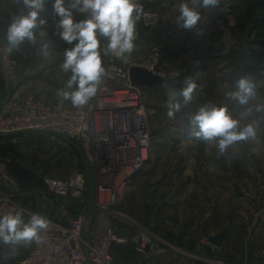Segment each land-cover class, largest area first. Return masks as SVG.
Masks as SVG:
<instances>
[{
  "label": "rangeland",
  "instance_id": "rangeland-1",
  "mask_svg": "<svg viewBox=\"0 0 264 264\" xmlns=\"http://www.w3.org/2000/svg\"><path fill=\"white\" fill-rule=\"evenodd\" d=\"M137 2L144 11L159 13L161 21L149 40L139 48L135 44L129 60L144 62L149 50L158 45L167 70L186 73L178 81L142 90L153 144L143 172L116 209L131 222L112 221L127 226L121 235L129 236L137 227L147 230L165 251L159 264H264V64L246 72L244 64L231 56L233 50L254 51L264 60V0H221L215 12L200 9L201 21L192 30L176 25L181 0H164V7L159 0ZM23 9L16 0H0V49L9 46L7 27ZM73 15L77 21L84 18L77 12ZM57 19L44 26V35L38 34L35 44L13 50L14 68L4 66L0 54V105L8 96H35L52 104L61 93L76 89L75 84L68 88L72 73L62 68L64 52L75 42L69 45L54 34ZM136 28L137 35L143 33L141 19ZM171 37H177L174 43L168 42ZM225 39L233 42L232 50L225 49ZM44 43L50 44L48 57L42 54ZM38 44L40 53L30 59L28 53ZM105 45L107 40L101 38L103 66ZM188 77L196 82L197 90L185 105L180 93ZM241 78L255 85L256 95L248 105L226 96L236 90ZM170 100L181 104L172 117L168 116ZM67 105L73 106L70 99ZM205 106H226L240 127L254 126L255 138L236 142L221 153L216 142L191 136L190 119ZM246 108L251 112L243 115ZM0 155L10 160L9 177L14 181L12 185L0 182V189L13 194L19 204L35 203L37 198L48 203L45 179H67L77 172L86 177L84 199L96 192L94 169L77 140L36 134L14 145L0 142ZM57 207L61 214L62 205ZM223 230H227L226 239L215 247L208 237ZM112 254L116 264V257L145 262L131 245L114 246Z\"/></svg>",
  "mask_w": 264,
  "mask_h": 264
},
{
  "label": "built area",
  "instance_id": "built-area-1",
  "mask_svg": "<svg viewBox=\"0 0 264 264\" xmlns=\"http://www.w3.org/2000/svg\"><path fill=\"white\" fill-rule=\"evenodd\" d=\"M159 1L163 3L164 0ZM52 2L47 0L45 9ZM160 21L159 13L143 11L141 22L145 30L153 31ZM141 40L137 35L134 47ZM233 45L231 40L225 39L226 50H232ZM8 47L0 49L2 63L7 68H14L17 62ZM40 50L41 45L38 44L28 57L35 59ZM163 55L158 45L150 49L148 57L141 63H132L128 54L122 58L107 54L103 66L105 75L97 94L79 108L67 105L62 94L52 104L35 96L24 99L8 96L1 103L0 137L64 135L81 142L94 169L96 199L91 238L84 237L87 208L85 175L77 172L67 179L46 178L45 189L50 204L62 205L63 216H69L68 223L45 217L49 221L48 229L40 233L39 243L33 242V248L22 264H115L112 254L115 245H131L145 258L144 264H159L158 258L165 251L147 230L137 227L131 235H121V230L127 226L112 219L127 222L128 218L116 209L123 204L124 196L136 177L143 172L153 144L150 117L141 95L145 88L132 85L129 71L131 67L138 66L163 79V83L182 79L186 70H167ZM10 163L0 155V182L7 185L14 184L9 177ZM71 205L78 207L72 215ZM13 212H20L25 222L34 214L16 202L13 194L0 189V216Z\"/></svg>",
  "mask_w": 264,
  "mask_h": 264
},
{
  "label": "clouds",
  "instance_id": "clouds-1",
  "mask_svg": "<svg viewBox=\"0 0 264 264\" xmlns=\"http://www.w3.org/2000/svg\"><path fill=\"white\" fill-rule=\"evenodd\" d=\"M22 3L27 13L13 17L7 27L6 40L8 51L18 49L25 40L35 44V29L44 25L46 21L40 14L45 10L47 0H16ZM221 0H181L178 5L176 25L186 30L197 28L201 21L200 9L215 12L220 7ZM143 6L137 0H53L52 12L58 19L54 22V34L69 45L65 50L62 68L71 71L68 88L76 85L71 92L61 93L65 99H70L74 107L86 105L90 98L97 94V88L105 75L101 56V38L107 40L104 54L109 53L117 57L124 54L131 55L134 50V40L137 35V22L143 14ZM77 12L84 18L74 19ZM49 43L42 45V54L49 56ZM197 90L196 82L188 77L180 95L186 105L193 100ZM256 95L255 85L247 78L236 82V90L226 93L230 99L237 100L241 105H248L249 100ZM168 116L172 117L181 109L179 102L168 104ZM257 111H260L258 106ZM246 108L243 115L250 114ZM191 136L206 142H216L219 151L239 141L255 138L256 130L252 124L240 127L239 121L234 119L226 106L201 107L190 119ZM49 221L40 214H32L25 222L20 212L8 213L0 216V242L11 245H30L41 241L40 233L47 230Z\"/></svg>",
  "mask_w": 264,
  "mask_h": 264
},
{
  "label": "crops",
  "instance_id": "crops-1",
  "mask_svg": "<svg viewBox=\"0 0 264 264\" xmlns=\"http://www.w3.org/2000/svg\"><path fill=\"white\" fill-rule=\"evenodd\" d=\"M52 4H53V2L50 5H48L46 7L44 13L42 15H40L41 18L46 21V23L34 30V32L36 33V36H38V34L44 35L43 33L46 30L44 26H47V24L52 23L53 20H55L57 18L53 15ZM160 5L164 7L165 4L161 3ZM23 10H24L23 13L26 14L27 13V11L25 13L26 9H23ZM142 32L143 33L139 34L142 38V41H139L138 43H136L137 44L136 48H139L141 42H145L144 40H149L151 38V36L153 35L151 33V31H148L145 29ZM155 36L157 37V35H155ZM176 38L177 37H175V38L171 37V39H169L168 42L174 43ZM28 43H31V42L25 40L19 46H22V49H23L26 45H28ZM26 50L27 49H25V51ZM6 73H9V72H6ZM71 107H74V106H71ZM33 136H36V134L19 135V136H12V137H0V140H1L0 142H3L7 145L9 143L14 145V143L18 140H22L23 138H28V137H33ZM138 177H136V179L134 180L133 184L129 187V189L133 188ZM95 199H96V193L93 196H91L90 194H87L86 199H84L86 204H87L86 222H85V227H84V237L86 239L91 238L92 224L94 221L93 205L95 203ZM21 205L24 206L25 208L29 209L30 211L37 213V214H40V215L47 217L51 220H54L57 222H62L64 224L68 223L67 218H65L63 216L64 211L61 210V214H60L59 213L60 210H58L59 208L57 206H52L50 204V200H48V203H46L44 201V199L41 198V200H40V198L39 199L37 198V202H35V203L31 202V203L26 204V205H24V204H21ZM76 210H78V207L71 205V214H73ZM87 228H89V229H88V232L86 233ZM117 247H119V246H117ZM120 247H123V246H120ZM32 248H33V242L30 245H24V244L11 245V244H4L3 242H0V264H22V262L29 256ZM136 254L138 257H142L144 259V257L141 256L140 254H138L137 252H136ZM119 258L120 257H116V260H118V264H135L134 258H130V257L128 259H125V258L119 259ZM114 259H115V256H114ZM160 259H161V257L158 258V261H160Z\"/></svg>",
  "mask_w": 264,
  "mask_h": 264
},
{
  "label": "water",
  "instance_id": "water-1",
  "mask_svg": "<svg viewBox=\"0 0 264 264\" xmlns=\"http://www.w3.org/2000/svg\"><path fill=\"white\" fill-rule=\"evenodd\" d=\"M129 75L132 85L140 88H151L154 86L161 85L164 82L163 79L153 75L150 72H147L146 70L138 66L131 67ZM226 236L227 230H223L220 235L210 236L208 237V240L215 247L219 248L223 245Z\"/></svg>",
  "mask_w": 264,
  "mask_h": 264
},
{
  "label": "trees",
  "instance_id": "trees-1",
  "mask_svg": "<svg viewBox=\"0 0 264 264\" xmlns=\"http://www.w3.org/2000/svg\"><path fill=\"white\" fill-rule=\"evenodd\" d=\"M231 56L233 59L241 61L244 64L246 72L255 71L256 69L262 67V65L264 64L263 57L258 55L254 51L246 54L245 52H236L233 50Z\"/></svg>",
  "mask_w": 264,
  "mask_h": 264
}]
</instances>
